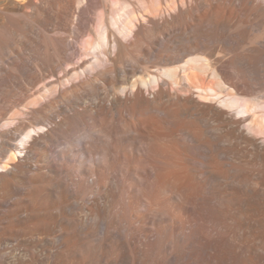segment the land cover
I'll return each mask as SVG.
<instances>
[{
	"label": "bare ground",
	"instance_id": "bare-ground-1",
	"mask_svg": "<svg viewBox=\"0 0 264 264\" xmlns=\"http://www.w3.org/2000/svg\"><path fill=\"white\" fill-rule=\"evenodd\" d=\"M0 264H264V0H0Z\"/></svg>",
	"mask_w": 264,
	"mask_h": 264
}]
</instances>
